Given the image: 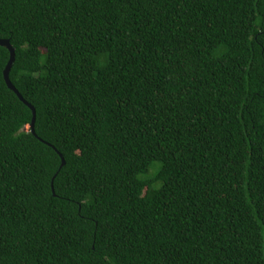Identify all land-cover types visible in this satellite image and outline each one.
<instances>
[{"label": "trees", "instance_id": "obj_1", "mask_svg": "<svg viewBox=\"0 0 264 264\" xmlns=\"http://www.w3.org/2000/svg\"><path fill=\"white\" fill-rule=\"evenodd\" d=\"M0 39V264H264V0H0Z\"/></svg>", "mask_w": 264, "mask_h": 264}, {"label": "water", "instance_id": "obj_2", "mask_svg": "<svg viewBox=\"0 0 264 264\" xmlns=\"http://www.w3.org/2000/svg\"><path fill=\"white\" fill-rule=\"evenodd\" d=\"M0 45L7 47L10 51V60H9L7 66L5 68V71H4L5 81L8 85V87L10 89L14 90V92L19 96V98L33 110V120H32V124H31V128H32V132L34 134H36V130H35L36 115H37L36 108L24 98V96L16 88V86L14 85V83L12 82V80L10 78V71L12 69V66L14 64L15 57H16L15 47L10 43L9 39H0ZM60 155L62 157V165H61V167H62L66 163V161H65V159L61 153H60ZM52 188H53V191H55L54 183H52Z\"/></svg>", "mask_w": 264, "mask_h": 264}]
</instances>
